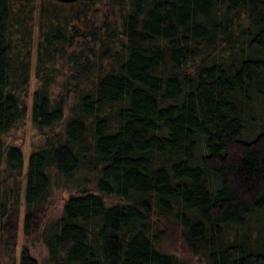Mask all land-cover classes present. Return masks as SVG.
<instances>
[{
	"label": "trees",
	"instance_id": "1",
	"mask_svg": "<svg viewBox=\"0 0 264 264\" xmlns=\"http://www.w3.org/2000/svg\"><path fill=\"white\" fill-rule=\"evenodd\" d=\"M35 4L0 0L7 244L23 153L2 136L34 67L33 124L65 120L29 153L23 232L52 178L77 191L42 231L43 264H195L160 246L162 221L205 264H264V0H42L37 21ZM18 264L39 263L24 248Z\"/></svg>",
	"mask_w": 264,
	"mask_h": 264
},
{
	"label": "rangeland",
	"instance_id": "2",
	"mask_svg": "<svg viewBox=\"0 0 264 264\" xmlns=\"http://www.w3.org/2000/svg\"><path fill=\"white\" fill-rule=\"evenodd\" d=\"M42 0H34L35 4V19L37 21V10ZM35 21V22H36ZM32 60H35V47H33ZM38 85V78L36 77L34 67L31 69L28 86L22 97V105L25 106V114L23 117L17 119L13 126L3 134V140L5 145L14 144L20 147L23 153V168L21 174L18 176V184L20 185V207L19 214L16 221V234L14 242L8 243V234L3 233L0 236V263H8L13 261L18 264L21 250L26 248L28 252L34 256L39 264H43L48 256L47 248L42 240V231L45 226L58 218L63 210L64 203L69 194L76 193L75 187L69 183H61L56 179H51V193L45 202V210L42 217V224L37 231L31 234H25L23 232V217L25 208L23 204L24 200V187H25V169L28 163V156L31 150L40 147L47 135L59 130L64 123L65 117L53 124L51 127H45L44 129H38L35 127L31 120V106L33 91ZM55 90L57 88L55 87ZM4 169L0 168V175L5 176ZM0 176V178H1ZM89 188L93 191H97L93 184H89ZM107 203L116 202L118 198L114 195L106 196ZM171 224H165L162 221V226L166 228V235L161 241L160 246L178 257L185 259L195 264H205V261L199 255L193 254L187 244L185 243L179 227L170 222Z\"/></svg>",
	"mask_w": 264,
	"mask_h": 264
},
{
	"label": "water",
	"instance_id": "3",
	"mask_svg": "<svg viewBox=\"0 0 264 264\" xmlns=\"http://www.w3.org/2000/svg\"><path fill=\"white\" fill-rule=\"evenodd\" d=\"M60 1L69 2V1H75V0H60Z\"/></svg>",
	"mask_w": 264,
	"mask_h": 264
}]
</instances>
